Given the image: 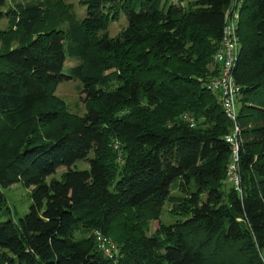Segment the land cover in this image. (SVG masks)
I'll return each instance as SVG.
<instances>
[{
  "label": "trees",
  "instance_id": "obj_1",
  "mask_svg": "<svg viewBox=\"0 0 264 264\" xmlns=\"http://www.w3.org/2000/svg\"><path fill=\"white\" fill-rule=\"evenodd\" d=\"M79 1L82 17L64 0L0 11V206L15 182L31 187L28 210L0 221V264H264V0ZM230 6L241 192L224 195L232 123L209 82ZM69 79L81 115L55 94ZM165 202L183 217L159 223ZM97 230L118 254L98 248Z\"/></svg>",
  "mask_w": 264,
  "mask_h": 264
},
{
  "label": "rangeland",
  "instance_id": "obj_2",
  "mask_svg": "<svg viewBox=\"0 0 264 264\" xmlns=\"http://www.w3.org/2000/svg\"><path fill=\"white\" fill-rule=\"evenodd\" d=\"M21 0H3L2 6H0V11L4 13V11L15 2H19ZM66 3H70L72 5V9L75 12V14L78 17H82L85 13V6L80 4L79 0H64ZM71 11V10H70ZM227 10H225L226 13ZM72 12V11H71ZM2 13V14H3ZM65 14H58V17L54 23V27L57 28H65L67 26V21L64 19ZM51 17V16H50ZM47 18V24H51L54 22L53 18ZM126 25V20L123 16L120 17L118 21L111 22L108 28L109 34L111 36L116 35L122 27ZM7 26V19L0 14V27H6ZM76 63V60L67 58L64 62V68L72 66ZM80 81L77 79H69L62 82H59L55 88V94L59 98L63 99L67 104V109L76 114H83L85 112V105L83 99V95L81 94L79 90ZM231 156V150L229 151V161ZM228 161V164H229ZM231 163V162H230ZM75 167L77 169H85L88 168L86 162L84 161H78L75 164ZM65 168L61 167L58 171L55 172V174H52L47 178L49 181L51 178H60V174L64 171ZM230 183L227 181V183H223L222 189L224 190L223 194L225 195L227 192H229V185ZM191 188L192 185H189ZM232 186V185H231ZM235 188V187H234ZM31 187L27 188L21 181L15 182L11 186H9L7 189H5V202L3 205L0 206V221L6 220V219H12L13 221L17 220L18 217L22 216L27 210L30 205V198L28 195L29 190ZM172 194L179 197H186V193H181L178 188L173 187ZM181 208L179 204L177 203H170L165 202L162 207V212L160 216L159 223H163L165 225L173 223L175 221L180 220L183 215L180 212ZM122 222V219H119ZM123 223V222H122ZM158 221L157 220H151L148 223V226L146 228L145 234H152L154 231H156V228L158 227ZM87 236H91L89 232H86ZM111 239V238H110ZM112 240V239H111ZM114 245V248H117L118 254V247H116L115 242H112ZM228 252V250H227ZM210 254V252H208ZM228 256V253H226ZM216 255L209 258L210 260H217L215 258ZM227 261V260H226ZM226 261L224 263H226Z\"/></svg>",
  "mask_w": 264,
  "mask_h": 264
},
{
  "label": "built area",
  "instance_id": "obj_3",
  "mask_svg": "<svg viewBox=\"0 0 264 264\" xmlns=\"http://www.w3.org/2000/svg\"><path fill=\"white\" fill-rule=\"evenodd\" d=\"M235 2H231L232 8H236ZM230 8L225 13L226 25L224 26L221 45L215 53V60L220 63V72L217 77L209 82V87L213 91H218L222 109L226 118L231 121L232 129L224 136V141L229 145L231 150L230 161L227 166V181L232 187L241 192L240 187V148H241V126L238 124V107L237 95L240 92V87L235 83L232 75L233 66L238 57V37L236 34L235 21L237 19L236 11L232 12ZM231 162V163H230ZM97 246L107 256H113L117 253V248H114L112 241L104 236L100 231H95ZM117 247V246H116Z\"/></svg>",
  "mask_w": 264,
  "mask_h": 264
}]
</instances>
